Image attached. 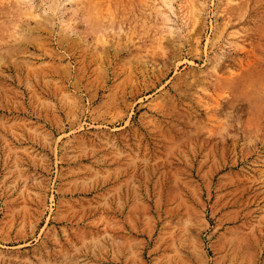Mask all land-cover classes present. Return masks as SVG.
I'll list each match as a JSON object with an SVG mask.
<instances>
[{
  "label": "rangeland",
  "instance_id": "374dc122",
  "mask_svg": "<svg viewBox=\"0 0 264 264\" xmlns=\"http://www.w3.org/2000/svg\"><path fill=\"white\" fill-rule=\"evenodd\" d=\"M0 264H264V0H0Z\"/></svg>",
  "mask_w": 264,
  "mask_h": 264
},
{
  "label": "bare ground",
  "instance_id": "6f19581e",
  "mask_svg": "<svg viewBox=\"0 0 264 264\" xmlns=\"http://www.w3.org/2000/svg\"><path fill=\"white\" fill-rule=\"evenodd\" d=\"M170 1H171V0H170ZM172 1H173V0H172ZM226 1L230 3L231 0H226ZM165 2H166V1H165ZM163 4H164V3H163ZM167 4H168V3H167ZM200 4H202V5L205 4V1H202ZM160 6H161V5H160ZM168 7H169V9H171L172 12L175 10V9H174V10L172 9L173 7H172L171 4H169ZM197 7H198V6H197ZM158 12L160 13V11H158ZM191 18H192V17H191ZM197 21H198V20H197Z\"/></svg>",
  "mask_w": 264,
  "mask_h": 264
}]
</instances>
